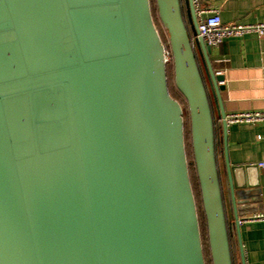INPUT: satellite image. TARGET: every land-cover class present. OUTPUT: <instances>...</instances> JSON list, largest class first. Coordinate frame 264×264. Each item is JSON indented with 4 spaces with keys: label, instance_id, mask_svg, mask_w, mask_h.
Instances as JSON below:
<instances>
[{
    "label": "water",
    "instance_id": "water-1",
    "mask_svg": "<svg viewBox=\"0 0 264 264\" xmlns=\"http://www.w3.org/2000/svg\"><path fill=\"white\" fill-rule=\"evenodd\" d=\"M154 6L169 57L151 0H0V264H206L169 63L211 264H234L209 93L226 145L224 77L192 0ZM225 151L240 236L260 189Z\"/></svg>",
    "mask_w": 264,
    "mask_h": 264
},
{
    "label": "crops",
    "instance_id": "crops-1",
    "mask_svg": "<svg viewBox=\"0 0 264 264\" xmlns=\"http://www.w3.org/2000/svg\"><path fill=\"white\" fill-rule=\"evenodd\" d=\"M202 5L220 8L222 21L226 24L264 23V0H202ZM186 21L192 30L187 17ZM196 52L204 79L208 83L201 50L196 49ZM221 59L227 63L219 64L218 60ZM210 61L215 74L225 69L222 75L224 79L219 85L223 88L221 100L226 114L264 110V37L248 34L227 39L219 47L211 49ZM209 93L215 118L218 164L230 225L233 261L234 264H243L244 257L245 264H264V218L257 219L264 216V168L260 167V163L264 162V123L228 125L225 145L223 119L210 88ZM225 150L231 167L235 168L238 183L247 181L250 187L260 189L261 211L239 217L240 236L235 225L229 181L225 173Z\"/></svg>",
    "mask_w": 264,
    "mask_h": 264
},
{
    "label": "built area",
    "instance_id": "built-area-1",
    "mask_svg": "<svg viewBox=\"0 0 264 264\" xmlns=\"http://www.w3.org/2000/svg\"><path fill=\"white\" fill-rule=\"evenodd\" d=\"M192 3L194 6L198 26V37L204 41L206 47H208L209 49L219 47L227 39L239 38L248 34H255L259 37H264V23L226 24L222 21L220 8L204 7L202 5V0H192ZM169 53L170 52L167 50L166 54L168 57ZM218 63L226 64L227 61L225 59H221L218 60ZM224 70L219 71L218 73H216V75L222 76L224 74ZM225 121L227 125L262 124L264 123V110L232 112L226 114ZM260 167L264 168V162L260 163ZM261 218H264V216L258 217L257 219Z\"/></svg>",
    "mask_w": 264,
    "mask_h": 264
},
{
    "label": "rangeland",
    "instance_id": "rangeland-1",
    "mask_svg": "<svg viewBox=\"0 0 264 264\" xmlns=\"http://www.w3.org/2000/svg\"><path fill=\"white\" fill-rule=\"evenodd\" d=\"M154 19L156 22V25L158 29L160 30V22L157 18V15L154 14ZM171 64H168V83H169V90L171 95L180 102L182 105V108L184 110V120L186 124V151H187V156H188V161H189V168H190V178L194 190V195L196 197L197 201V207H198V214H199V219H200V226H201V234H202V241H203V247H204V253H205V258H206V264H211V259H210V254H209V248H208V242H207V232H206V224H205V218L202 210V205H201V197H200V190H199V185H198V180H197V175L193 163V155H192V148H191V141H190V135L188 134V129H189V115L187 111V105L182 97V95L178 92V90L175 87L174 83V78H173V71L172 67L170 66ZM171 67V68H170ZM190 130V129H189Z\"/></svg>",
    "mask_w": 264,
    "mask_h": 264
},
{
    "label": "trees",
    "instance_id": "trees-1",
    "mask_svg": "<svg viewBox=\"0 0 264 264\" xmlns=\"http://www.w3.org/2000/svg\"><path fill=\"white\" fill-rule=\"evenodd\" d=\"M152 2V8H153V13L156 15V10H155V6H154V0H151ZM160 34L162 36V39L165 43V46H166V49L170 52V49H169V45H168V42H167V36H166V33L164 31V29L162 28V26H160ZM171 64V63H170ZM172 67V65H170ZM170 67V68H171ZM172 71H173V67L171 68ZM185 100V99H184ZM186 125V124H185ZM188 134L190 135V130L188 129ZM187 138V137H186ZM205 218V217H204Z\"/></svg>",
    "mask_w": 264,
    "mask_h": 264
}]
</instances>
